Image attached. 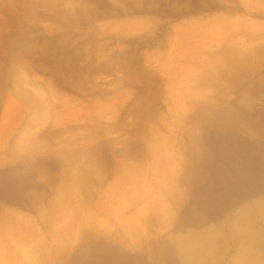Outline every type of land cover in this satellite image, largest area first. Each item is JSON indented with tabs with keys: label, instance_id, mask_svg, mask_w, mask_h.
I'll return each instance as SVG.
<instances>
[{
	"label": "rangeland",
	"instance_id": "obj_1",
	"mask_svg": "<svg viewBox=\"0 0 264 264\" xmlns=\"http://www.w3.org/2000/svg\"><path fill=\"white\" fill-rule=\"evenodd\" d=\"M263 25L264 0H0V210H11L14 218L17 213L25 214L21 215L29 232L24 231L25 235L28 239L38 238L34 241H42L44 246L50 247L54 235L58 234V239L64 231L68 243L69 235L71 239L76 237L71 240L74 245L67 244L64 260L58 261L68 263L76 255L78 262L90 253L89 249L92 251L94 241L102 239L98 230H102L105 216L95 206L99 192L95 191L98 184L93 183L97 167L102 175H109L102 190L113 180V161L124 159L125 151L146 160L159 143L179 150L188 144L192 130L204 120L202 114L215 110L228 114L230 122L221 121H226L228 131L234 129L230 133L235 134L236 130L237 135L263 145ZM208 59H213L209 61L215 62L214 67L211 64L210 68ZM240 59L248 60L246 65ZM212 69L216 74L221 70L219 79L231 81L234 87L227 85L226 92L220 88L221 82L215 86L209 82L207 76ZM197 78L202 79V85L197 84ZM187 85L202 87L199 90L203 99L188 108L190 126L186 128L190 135L186 132L183 136L182 125L175 122V101L187 100ZM239 92L247 94L246 101L252 97L259 99L261 104L255 105L259 108L255 116V111L248 116L242 113L243 106L247 111L248 108L236 100ZM193 97L191 100L196 98ZM238 105H243L241 110ZM207 108L211 109L207 112ZM239 120L244 122L240 125ZM188 155L195 157L189 150ZM60 178L66 180L64 189L70 199L66 214L70 215V222L63 220L67 225L64 231L58 226L63 213L56 210L60 219L56 212L53 218L50 215L59 183L62 185ZM76 188L82 201L78 193L74 194V190L78 192ZM86 191H91V195ZM40 208H44L47 219ZM55 216L59 221L53 220ZM52 221L55 222L50 225ZM84 223L89 227L83 231ZM54 225L56 230L51 227ZM71 225L79 226V236L90 238L71 236L76 231L75 228L71 233ZM53 258L52 252H46L43 264H55Z\"/></svg>",
	"mask_w": 264,
	"mask_h": 264
},
{
	"label": "bare ground",
	"instance_id": "obj_2",
	"mask_svg": "<svg viewBox=\"0 0 264 264\" xmlns=\"http://www.w3.org/2000/svg\"><path fill=\"white\" fill-rule=\"evenodd\" d=\"M231 28H233V26ZM234 48L235 46L233 47V50H235ZM230 49H232V47ZM230 49H228L229 52ZM233 50H231V53ZM185 52H187V49ZM226 52L229 53L228 51ZM235 52L237 51L235 50ZM182 55L185 56V53H183ZM204 55L203 57H206ZM241 56H244V54H241ZM220 58H222L221 54ZM244 58L245 57H243V61ZM204 60L206 61L205 58ZM209 60L212 61L213 59H208L207 62ZM211 61L208 62L210 68L211 64L213 63H211ZM239 61L240 63H242V65H246V62L248 60L246 62H241L240 59ZM195 62L196 61H194V63ZM221 62L222 61L220 60V63ZM213 64H215V62ZM208 66L207 68L210 70ZM222 68L221 70H223ZM215 69L211 70L212 72L210 73V75L207 76L206 74L207 80L214 84V86L217 83L219 84L221 82L222 85L220 88H222L224 91L229 88L227 87V85H230L232 87L233 84L231 83V81L223 82L221 80V77L219 79V71L221 70L218 71V75V73H215ZM173 70L176 69L173 68ZM223 73L225 74V71H223ZM180 74H183V71H181ZM202 79L199 80L197 78V82L198 80L200 81V83L197 84H201L203 82H201ZM192 87L194 88V86L192 85L186 86L185 93L186 98L188 97L187 100H184L183 102L175 101V107L177 109L176 113L178 115L175 122L182 125V135L184 133L186 134V126L190 124L188 116H186L188 108L190 106L197 105L199 99L201 100V98L203 97L202 91L199 90V88L201 89L202 87H199V85H195V88H197H194V92V89H192ZM241 89L242 88H240V90ZM197 90H199V93L197 92ZM231 93L233 92L231 91ZM243 93L239 92L237 95L235 94L236 100H241L242 103L244 102L245 106L248 108L247 111L243 108L244 106L241 105L243 106L242 113L245 112V115L251 111H255V113H252V115L254 114L255 116L256 111H258L259 109L257 107L255 108V105L258 106L259 99L257 100V102L252 97V99L250 98V100L246 101L244 97H247V94L245 93V96ZM191 94L195 95L196 98H199L196 99L195 97H193L195 99L191 100ZM200 95L202 96L200 97ZM206 103L208 102H205V106ZM201 105H203V103ZM241 106L240 108L239 105L237 107L241 110ZM208 109L209 108H207V112L211 108L209 110ZM200 110L203 111V109ZM204 113L201 117V119L204 120L202 122L199 120L201 123L200 126L197 127V129L195 127V130H192L188 144H183L180 141L183 144L182 147L179 148L180 151L178 149H175V146L165 147L164 145L159 143L160 145L158 144L155 147L154 152L150 154L151 158H146V160L139 159L141 156L139 158L136 156H130L128 155L127 151H125L124 159L119 158L120 160H118L115 158L116 160L113 161L114 165L111 166V168L113 169L111 170L113 174V180L107 183L105 185V188L102 190L101 188L107 181V178H109V175H102L100 173V167H97V170L93 173V175L97 177V181L94 180L93 183H95V185L98 184L95 191L99 192L98 200L96 201L95 206L102 212L103 216H105V220L102 223L103 228L102 230H98V233H100L102 239L94 242L93 240L91 241V244L93 242L92 251L91 249H89L90 253L88 252V255L84 254L85 256L79 259V263L76 261L79 258L76 255L75 258L73 260L71 259V261H69L68 263H66L65 261L63 263L62 261L59 263L60 260H64L63 258L65 256V253L69 249V246L67 244L70 243L72 245L73 242H71V240H75V236H79V233L81 232L80 230L79 232L77 230L79 229V226L77 227L76 225L75 227H73L71 225L70 229L73 227V232L71 233H74V229L76 228L75 233L71 235L75 238L71 239L72 237L70 238L69 233V237L67 238L70 240L69 243L67 242L68 240L65 239L66 236L64 227L67 225L63 220L70 222V215L68 214L69 216H66L67 212H69L68 203H70V199L67 198V194L65 193L64 189L67 186L64 183L66 180L64 181V179H61L63 177H61L60 179L63 181L62 185L61 183H59L61 186H57L58 194L56 191V204L53 203V201L55 202V199H53V201L51 202L55 206L53 205L52 209L49 206L51 209V212L49 211L51 218H53L54 212L57 213V211L63 213L64 215L62 219H60L61 217L58 215L59 213H57V215L59 216L57 217L60 219V221H62V223L58 226L61 231H64V233H59L60 239L58 238V240L56 238V236L58 237V234L54 235V237L51 239L52 243L50 247L44 246L42 241L41 243L35 242L34 239L38 240V238L33 239L32 237L31 239H28V236L25 235L26 233H24V231L28 232V230L26 228V223L22 221L21 215L23 214L17 213L16 218H14L11 210H0V264H43V260L46 258L45 257L43 259V256L46 252H49V254H51V252L53 253L54 258L56 259V263L54 262L55 264H264V144H260L259 141V143L250 142L248 141V139H245L246 136L242 137L240 135H237L236 133L238 132H236V130L235 134L230 133L234 129L231 128V131H228L229 128H226V121H221L223 119H227L226 116L228 117V114L226 115V112L221 113L219 110H215V112L213 111L206 115ZM199 114H196L195 117L200 118L198 116ZM260 114L261 113H259V116ZM245 116H248V114ZM253 118L255 121V117ZM262 118L263 117H259L258 119L261 120ZM249 119H252V117H250ZM227 120H229V118ZM243 122L244 121H240L238 122V124L241 125V123ZM262 124L261 127H264V124ZM155 125L158 127L157 124ZM193 126H195V124ZM229 126L231 127V125ZM242 132H240L239 130V134H241ZM159 137L161 139V134ZM161 141H163V138ZM157 142H159V140ZM194 142L196 143V145H193ZM165 144L167 143L165 142ZM147 145L150 144L147 143ZM147 148H149V146ZM188 150L190 153L195 154V157L191 158V156L193 155L189 156ZM63 175L64 174H62V176ZM89 175L90 173L88 172V178L90 177ZM70 183H72V181ZM64 184L66 185L65 187ZM86 188L89 187H85V189ZM75 191L76 190H74V194L78 193V199H81L79 201H82L79 190L78 192ZM71 192H73L72 189L69 194H71ZM87 192L88 191H86V193ZM90 193L88 192V195ZM81 194L83 195V193ZM90 199L92 200V197ZM85 201L90 202V200L87 199ZM71 204H73V202ZM85 204H87V202H85ZM33 207L34 206H32V208ZM37 207L39 209L38 205ZM88 207L90 206L88 205ZM40 210L43 211V218L44 216L46 217L47 214H43L44 208H40ZM46 210L48 209L46 208ZM78 211H76L77 215L81 210L79 212ZM81 213L83 212L81 211ZM57 217L55 216L56 219L54 218L53 220H58ZM91 219L93 218L91 217ZM41 220L42 222H46L45 220L43 221L42 218ZM83 221L85 222L84 219ZM53 222L55 221H52L50 225H53ZM93 222L95 221L93 220ZM56 225L51 227H53L54 229ZM82 227L84 231V229L87 230L86 227H89V225L87 223H84ZM91 229L92 228H90L89 230ZM33 235L35 237V234ZM38 235L41 236L39 233ZM43 235L44 234H42V236ZM82 236L83 235L79 236V238L81 239ZM85 237H87V235ZM87 238H90L89 235ZM77 255L82 256V254L80 253Z\"/></svg>",
	"mask_w": 264,
	"mask_h": 264
}]
</instances>
